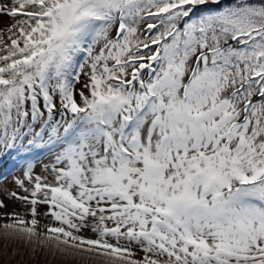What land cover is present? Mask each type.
<instances>
[{
  "label": "snow or ice",
  "instance_id": "6c2138e0",
  "mask_svg": "<svg viewBox=\"0 0 264 264\" xmlns=\"http://www.w3.org/2000/svg\"><path fill=\"white\" fill-rule=\"evenodd\" d=\"M0 264H264V0H0Z\"/></svg>",
  "mask_w": 264,
  "mask_h": 264
},
{
  "label": "rangeland",
  "instance_id": "374dc122",
  "mask_svg": "<svg viewBox=\"0 0 264 264\" xmlns=\"http://www.w3.org/2000/svg\"><path fill=\"white\" fill-rule=\"evenodd\" d=\"M10 208H11V205H10Z\"/></svg>",
  "mask_w": 264,
  "mask_h": 264
}]
</instances>
